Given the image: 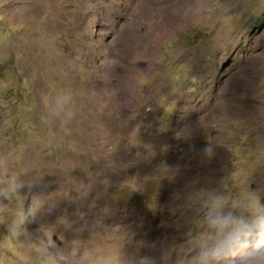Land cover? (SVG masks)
<instances>
[{
    "label": "rangeland",
    "instance_id": "374dc122",
    "mask_svg": "<svg viewBox=\"0 0 264 264\" xmlns=\"http://www.w3.org/2000/svg\"><path fill=\"white\" fill-rule=\"evenodd\" d=\"M192 2L0 0V153L55 207L29 233L63 217L56 230L71 238L86 220L90 246L143 255L138 241L182 239L174 197L189 186L227 176L228 191L264 198V72L251 67L264 63V0H216L228 22L185 17ZM63 91L74 116L52 121ZM164 161L181 167L175 180ZM4 203L0 235L30 200Z\"/></svg>",
    "mask_w": 264,
    "mask_h": 264
},
{
    "label": "clouds",
    "instance_id": "9594fccd",
    "mask_svg": "<svg viewBox=\"0 0 264 264\" xmlns=\"http://www.w3.org/2000/svg\"><path fill=\"white\" fill-rule=\"evenodd\" d=\"M231 11L216 0H193L183 9V15L199 20L220 12L219 18L228 22L236 18ZM251 67L256 72H264V63ZM57 94L58 103L50 111V119H72L71 93ZM190 128L185 126L179 135ZM215 149L212 143L206 144L201 149L203 158L213 159ZM255 151L264 159L260 138L255 142ZM10 165V155L0 153V209H6L8 203L4 201L10 202L13 198L30 200V203L27 207L23 204L5 219V231L0 235V264H264V198L255 190L246 194L228 191L225 188L227 176L211 187L189 186L183 195L174 197L183 200L180 220L185 231L182 239L179 242L167 237L151 242L138 241V250L147 249L141 255L139 251L130 254L123 247L104 250L99 245L90 246L83 238L87 225L83 213L79 214V220H85V224L70 229L71 238H62L56 230L65 220L63 217L55 224L41 223L34 234L29 233L27 225L50 214L55 207L49 206V195L35 191L39 180L26 181ZM158 169L169 180H175L181 173L179 165L173 166L166 161L161 162ZM10 248L14 249L15 261L9 259Z\"/></svg>",
    "mask_w": 264,
    "mask_h": 264
}]
</instances>
